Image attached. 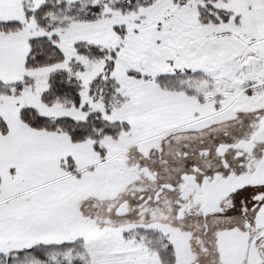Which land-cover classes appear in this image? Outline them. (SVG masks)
I'll use <instances>...</instances> for the list:
<instances>
[{
	"label": "snow or ice",
	"instance_id": "1",
	"mask_svg": "<svg viewBox=\"0 0 264 264\" xmlns=\"http://www.w3.org/2000/svg\"><path fill=\"white\" fill-rule=\"evenodd\" d=\"M0 264H264V0H0Z\"/></svg>",
	"mask_w": 264,
	"mask_h": 264
}]
</instances>
